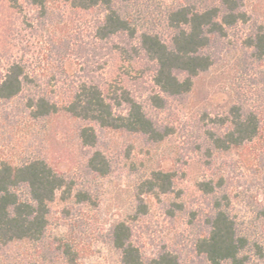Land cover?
<instances>
[{
    "label": "rangeland",
    "instance_id": "obj_1",
    "mask_svg": "<svg viewBox=\"0 0 264 264\" xmlns=\"http://www.w3.org/2000/svg\"><path fill=\"white\" fill-rule=\"evenodd\" d=\"M172 0H132L128 5L138 24L160 30L162 11ZM245 21L227 28L213 47V63L193 78L191 90L166 97L157 108L154 65L144 55L122 58L114 44L95 38V10L72 6L71 0H47L45 20L28 0H0V79L6 67L19 61L43 87L62 92L69 86L98 82L106 94L127 91L156 126L167 134L153 141L141 133L103 128L63 112L35 117L27 107V91L0 100V163L19 164L41 158L72 186L56 192L49 203L46 235H67L80 249V264H118L119 252L109 239L111 225L124 220L131 241L146 258L161 252L174 254L181 264H206L196 242L208 231L206 218L214 199H221L238 227L260 245L251 264H264V145L248 141L238 147H215L211 134L229 128L231 107L256 111L264 126V64L254 62L243 39L255 26L264 27V0H238ZM136 41L133 40V44ZM28 83L26 86H31ZM91 124L97 134L94 147L84 146L79 128ZM264 136V130L262 131ZM98 150L110 165L106 176L90 172L87 160ZM157 170L173 173L168 193L144 194L145 212L137 213L135 192ZM202 182L213 193L201 189ZM88 199L78 201L76 193ZM27 241L0 247V264H38Z\"/></svg>",
    "mask_w": 264,
    "mask_h": 264
},
{
    "label": "trees",
    "instance_id": "obj_2",
    "mask_svg": "<svg viewBox=\"0 0 264 264\" xmlns=\"http://www.w3.org/2000/svg\"><path fill=\"white\" fill-rule=\"evenodd\" d=\"M16 5V0H10ZM47 0H28L45 20ZM132 0H71L72 6L95 10L97 18L93 33L96 39L108 41L124 36L125 45L115 43L118 54L130 60L144 55L154 65L152 80L158 89L151 103L162 108L163 96H181L188 93L193 78L209 69L213 63L215 42L226 35L227 28L245 21L238 0H172L162 11V25L168 31L167 39L160 30L138 24L128 9ZM133 40L136 43L133 44ZM254 62L264 64V27L251 28L243 39ZM29 77L19 61H13L0 79V100L11 99L27 91V107L35 117H50L60 112L80 120L93 122L103 128L124 129L141 133L150 140H161L166 131L160 130L148 117L142 105L125 91L106 94L98 82L80 83L65 88L43 87ZM32 83L31 86H26ZM229 128L221 135L211 134L215 147L228 149L248 141L262 140L264 126L256 111L234 104L230 109ZM78 137L84 146L94 147L95 128L83 125ZM87 167L97 176L110 171L108 160L98 150L93 151ZM173 185V173L157 170L143 180L135 192L137 213L145 212L144 194L168 193ZM206 193L213 187L200 184ZM70 193V182L41 158L25 160L17 165L0 163V247L12 242L27 241L34 248L33 259L38 264H80V249L67 235H46L48 205L56 192ZM78 201H85V192L76 193ZM214 199L212 211L206 218L208 231L196 242V250L206 264H251L253 254L260 252L259 244L242 232L222 204ZM131 226L124 220L114 222L109 230L111 246L119 252L118 264H181L170 252H161L146 258L131 241Z\"/></svg>",
    "mask_w": 264,
    "mask_h": 264
}]
</instances>
